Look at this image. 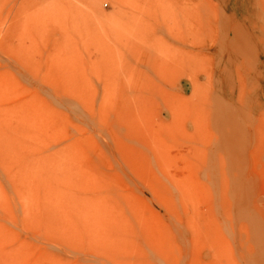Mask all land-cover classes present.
<instances>
[{
  "label": "rangeland",
  "instance_id": "1",
  "mask_svg": "<svg viewBox=\"0 0 264 264\" xmlns=\"http://www.w3.org/2000/svg\"><path fill=\"white\" fill-rule=\"evenodd\" d=\"M4 103L0 264H264V0H0Z\"/></svg>",
  "mask_w": 264,
  "mask_h": 264
},
{
  "label": "bare ground",
  "instance_id": "2",
  "mask_svg": "<svg viewBox=\"0 0 264 264\" xmlns=\"http://www.w3.org/2000/svg\"><path fill=\"white\" fill-rule=\"evenodd\" d=\"M32 77H35V76H32ZM45 79L47 78L46 76H43ZM50 78V82L53 84L52 87H53V91L55 92L54 94L55 95H59L58 94V88L61 87L60 86V76H48ZM35 79V78H34ZM49 80V79H48ZM35 81V80H34ZM46 81V80H45ZM42 83V82H41ZM47 83V81H46ZM40 85V84H39ZM38 85V86H39ZM42 85V84H41ZM44 86V85H43ZM40 87V86H39ZM9 91V90H8ZM31 92V91H30ZM46 92V91H45ZM37 93V92H36ZM39 93V92H38ZM60 93V92H59ZM6 94V93H5ZM40 94V93H39ZM37 95L35 94L34 96H30L29 98H25L23 100V102H25L29 108H32V112L33 115H32V121L36 123H38L39 121L41 122H44V126H41L39 125L40 127H43L42 129H46L48 127H51L52 129H54V135L57 136L58 135V126H59V120H60V110L58 107L59 105H57V103L51 99H46L40 95ZM4 95V94H3ZM29 95V94H28ZM48 96V95H47ZM23 98V97H22ZM44 98V99H43ZM58 101V99H57ZM8 103H11V102H8ZM7 103V104H8ZM5 105L0 107V120H4L5 116H12L11 115V112H12V106L11 105H6V103H4ZM16 107V105H14ZM14 107V108H15ZM24 110V109H23ZM23 113V112H22ZM23 115V114H22ZM23 119V118H22ZM6 120V119H5ZM3 122V121H2ZM9 122V121H8ZM26 122V121H25ZM25 124V123H24ZM42 124V123H41ZM37 125V124H36ZM36 125H33V126H36ZM4 128V127H3ZM6 128V127H5ZM27 128V127H26ZM35 129V128H34ZM29 130V129H28ZM45 130V132H46ZM22 131V130H21ZM25 131V130H24ZM25 134V133H24ZM38 134V132L36 133ZM11 136V135H10ZM21 136V135H20ZM33 136V135H32ZM39 136V135H38ZM40 137V136H39ZM41 137H42V134H41ZM45 137V136H44ZM54 137V136H53ZM21 140V139H20ZM45 141V139L43 140ZM36 142V141H35ZM25 143V142H24ZM34 143V141H33ZM44 143V142H43ZM33 148V147H32ZM42 148V147H41ZM2 149V148H1ZM7 150V149H6ZM35 150V148H34ZM24 149H12L10 153V155L14 158L15 160V166H16V170H14L11 174L17 179V177L20 175V174H25V171L27 172L28 170L27 169H31L30 166H33L35 164H37L38 166L40 165V163L42 162L43 164V156L41 155H32L30 156L28 153H24ZM32 151V150H31ZM5 152V151H4ZM3 152V153H4ZM34 152V151H33ZM42 153V152H41ZM5 154V153H4ZM3 154V155H4ZM33 154V153H31ZM1 157V156H0ZM5 158V157H3ZM8 158V157H6ZM2 163V162H1ZM0 163V165H1ZM14 164V163H13ZM36 165V166H37ZM14 166V167H15ZM29 166V168H27ZM1 167V166H0ZM34 167V166H33ZM32 167V168H33ZM12 169V168H11ZM1 170V169H0ZM34 170V168H33ZM38 170V169H37ZM3 170H1V174L4 173L5 177H6V174H8L7 172L5 173L6 169H4V172H2ZM30 171V170H29ZM27 175V174H26ZM3 176V175H2ZM10 176V175H9ZM21 176V175H20ZM4 177V176H3ZM25 177V176H24ZM41 177V176H40ZM26 178V177H25ZM1 179V178H0ZM6 180V179H4ZM30 180V179H29ZM1 181V180H0ZM33 182V181H32ZM2 183V182H0ZM31 184V183H30ZM33 184V183H32ZM2 186V185H1ZM33 188V187H32ZM7 189V188H5ZM31 189V188H30ZM36 189V188H34ZM13 190V188H12ZM7 191V190H6ZM31 192V191H30ZM8 193V192H7ZM37 202V201H36ZM40 203V201H38ZM36 205V204H35ZM40 205V204H38ZM32 207V206H31ZM36 208V207H34ZM41 208V207H38V209ZM40 210V209H39ZM45 211V210H44ZM43 210L42 212H40L41 215H39L40 217H42L44 214H43ZM1 214V213H0ZM37 214V213H36ZM47 215V214H46ZM15 216V215H14Z\"/></svg>",
  "mask_w": 264,
  "mask_h": 264
}]
</instances>
